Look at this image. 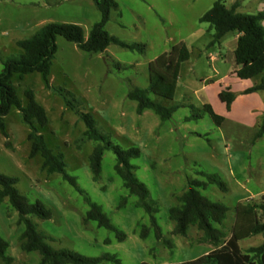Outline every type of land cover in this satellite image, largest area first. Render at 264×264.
Returning <instances> with one entry per match:
<instances>
[{"label": "rangeland", "instance_id": "374dc122", "mask_svg": "<svg viewBox=\"0 0 264 264\" xmlns=\"http://www.w3.org/2000/svg\"><path fill=\"white\" fill-rule=\"evenodd\" d=\"M113 1L117 9L111 11L105 30L124 43L143 44V53L110 45L104 53L88 54L57 37L49 83L69 91L75 107L89 113L97 129L114 145L139 150L138 158L130 163L149 192L156 211L152 216L161 237L155 235L151 215L135 206L136 197L129 195L115 174L111 151H104L98 180H92L89 157L96 143L83 136L84 123L45 86L39 74L14 77L13 83L22 100L23 91L31 89L46 110L48 124L39 132L48 148L62 153L67 173L76 179L83 194L60 175L48 174L40 156L29 157L28 129L16 109L4 118L7 136L0 133V173L16 178L18 191L31 203L41 202L50 210V219L28 218L53 250L88 258L114 255L120 264H178L193 260L213 246L201 240L202 232L196 227H191L186 236L173 235L169 209L177 204V197L189 182L205 180L199 173L213 175L223 187L209 185L198 191L207 200L227 207L222 228L228 234L236 204L258 199L264 190V135L255 138L264 120L259 117L255 127H246L240 121L241 102L235 108L236 120L227 118L220 126L201 112L203 105L208 104L221 115L217 112L221 104L214 93L223 84V76L234 68L233 38L237 33L230 32L219 43L210 44L214 30L199 23L216 0ZM236 1L226 0L225 6L231 8ZM239 3L236 12L247 15L256 14L263 5L259 0ZM99 20L100 13L92 0H0V71L1 60L21 53L15 42L30 37L41 26L76 24L86 38ZM181 44L188 49L189 59L180 65L173 100H163L161 104L184 106L166 121L149 109L137 114V103L128 98L129 91L145 89L148 64ZM220 55L223 59H219ZM212 56L218 60L213 62ZM85 197L99 205L110 223L125 235L122 241L115 232L92 221L84 222L89 208ZM143 227L147 228L145 238L140 236ZM23 231L17 212L5 199L0 204V237L7 243L5 256L10 264H40L37 252L22 251ZM262 241L256 235L241 241L240 248L246 252ZM0 264L4 263L0 260Z\"/></svg>", "mask_w": 264, "mask_h": 264}, {"label": "trees", "instance_id": "16d2710c", "mask_svg": "<svg viewBox=\"0 0 264 264\" xmlns=\"http://www.w3.org/2000/svg\"><path fill=\"white\" fill-rule=\"evenodd\" d=\"M242 0H237L231 8L225 6L226 0H216L212 7L200 18L199 23L207 24L214 30L210 44L219 43L221 38L230 32L239 36L233 51L234 62L237 66L234 74L241 80L259 78V82L242 94L256 92L264 93V12L254 15L237 13L235 10ZM264 2V0H259ZM100 13L99 22L93 24L88 36L84 37L82 28L70 23H48L41 26L33 35L18 40L15 46L21 51L18 56H10L1 60L0 71V133L7 136L4 127V118L12 109L19 113L21 122L27 127V138L30 142L29 157L40 156L43 160V169L48 174H58L79 193L76 179L66 171L63 155L54 153L47 147L44 136L39 132L48 124V116L44 107L39 104L31 89L23 91L24 99L19 97L14 77L24 78L29 74H39L45 86L54 91L67 107L75 112L85 125L83 136L96 143L90 157L89 168L92 180L96 182L101 172V161L104 151H111L115 156L114 172L121 179L123 187L129 195L136 197L135 206L151 215V223L155 228L157 238L161 237L160 229L156 225L152 213L156 212L154 204L149 200V192L141 183L131 165L130 160L139 156L136 148L122 149L114 145L109 137L101 133L93 117L77 109L73 96L69 91L49 83V74L52 62L57 52L56 38L61 37L70 42L79 50L88 54L104 53L110 45L118 46L129 51L143 53V44H127L109 35L105 25L109 21L110 13L117 9L113 0H92ZM189 59V51L185 45L175 46L169 54H162L148 64V85L145 89L133 88L128 93V98L137 103V114L144 110H152L162 121L169 120L172 114L184 105L174 104L163 106L161 101H172L179 76L181 63ZM121 70L120 65H115ZM149 95L156 99L152 100ZM236 94L225 89L219 92L218 99L225 104L227 110L234 102ZM201 112L208 114L213 122L220 126L224 118L216 114L210 105L205 104ZM264 120V115L261 117ZM264 135V125L257 131L255 138ZM205 180H193L188 188L177 197V204L168 211V218L174 223L173 235L186 236L191 227H196L202 232L201 240L213 246V249L200 257L178 264H264V193L258 199L238 202L234 208V220L229 233L223 230L222 225L226 218L227 207L207 200L198 189L206 190L209 185L223 187V184L213 175L199 173ZM18 180L0 173V204L6 199L9 205L18 214V223L24 225L20 235L21 249L26 253L37 252L40 264H99L109 262L120 264L114 255H104L97 258H88L71 251L53 250L46 242V237L39 234L29 216L47 220L51 212L41 202L31 203L26 196L21 194L16 185ZM89 208L85 214L84 222H95L98 227L113 231L119 241L125 235L117 230L102 212L99 205L85 197ZM146 227L142 228L141 238H145ZM260 235L262 243L250 247L246 252L240 248V242L253 236ZM48 239V238H47ZM169 245L168 241H164ZM7 243L0 237V260L10 264V259L5 256Z\"/></svg>", "mask_w": 264, "mask_h": 264}, {"label": "crops", "instance_id": "0c3cea01", "mask_svg": "<svg viewBox=\"0 0 264 264\" xmlns=\"http://www.w3.org/2000/svg\"><path fill=\"white\" fill-rule=\"evenodd\" d=\"M239 6H240V3L238 4L237 7H239ZM261 9L262 10H259L258 12H264V2H263V5H261ZM262 26L264 27V20L262 21ZM238 36L239 35L236 34L233 38V44L234 45H236V43H237ZM234 49L235 48H233L232 53H233ZM219 59H223V56L220 55ZM233 59H234V56H233ZM211 60L213 62H216L218 59L216 57L212 56ZM236 69H237V66L235 65V62H234V68L232 69V72H230V74H228V75L223 76V81H222L223 84L219 85V87H218V89H216L214 95H217V98H218V94L220 91L225 90V89H229L230 91H233L234 93H236L237 97L235 98L234 102L231 104L230 110L225 109V114H223V112H222L223 108H226L225 104H223L219 101L221 105H220V110H218L217 112L220 113L221 115H224V117L222 116L224 118V121L227 118L236 120V118L234 117L236 115L235 108L237 107V104H239L241 102L242 108L239 112L240 113L239 114L240 115V121L246 127L252 128V127H255V125L257 124V120L259 119V117H262V115L264 114V93L263 92H256V93H250V94H242L243 91L251 88L254 84H257L259 82V78L257 77V78L252 79V80L238 79L234 74ZM212 107L214 108L215 106L212 105ZM263 193H264V190L262 192H260V194H263Z\"/></svg>", "mask_w": 264, "mask_h": 264}]
</instances>
